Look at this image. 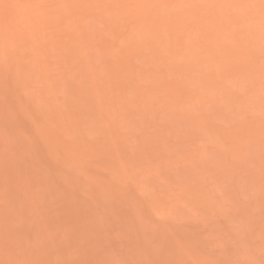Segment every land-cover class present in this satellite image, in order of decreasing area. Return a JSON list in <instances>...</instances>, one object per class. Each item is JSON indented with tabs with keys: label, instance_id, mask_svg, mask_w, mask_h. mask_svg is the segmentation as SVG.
I'll return each mask as SVG.
<instances>
[{
	"label": "rangeland",
	"instance_id": "1",
	"mask_svg": "<svg viewBox=\"0 0 264 264\" xmlns=\"http://www.w3.org/2000/svg\"><path fill=\"white\" fill-rule=\"evenodd\" d=\"M0 264H264V0H0Z\"/></svg>",
	"mask_w": 264,
	"mask_h": 264
}]
</instances>
